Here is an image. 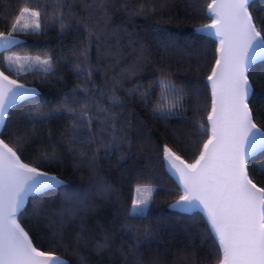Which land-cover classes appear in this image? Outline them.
I'll return each instance as SVG.
<instances>
[{
	"label": "trees",
	"instance_id": "16d2710c",
	"mask_svg": "<svg viewBox=\"0 0 264 264\" xmlns=\"http://www.w3.org/2000/svg\"><path fill=\"white\" fill-rule=\"evenodd\" d=\"M210 3L0 0V32L11 30L23 8L37 10L42 24L38 33H15L21 41L0 54L5 75L38 90L9 108L0 139L23 163L63 181L29 197L21 211L19 223L38 250L67 264H220L222 252L205 213L174 207L183 191L164 160L167 147L194 163L211 136L208 76L218 40L199 31L213 21ZM248 12L264 34V0H251ZM13 55L50 58L51 71L17 76L6 66L5 57ZM247 77L252 118L264 130V60L251 65ZM161 81L183 94L182 106L166 118L155 111L173 99L161 95ZM100 107L108 122L124 129L118 148L97 143L105 122ZM81 111L86 116L77 121ZM87 119L92 143L87 129L73 135V124ZM247 171L264 188V151L248 160ZM145 185L153 187L152 198L144 212L133 213L135 188ZM66 187L80 194V203L65 200ZM106 237L109 246L98 250Z\"/></svg>",
	"mask_w": 264,
	"mask_h": 264
},
{
	"label": "snow or ice",
	"instance_id": "6c2138e0",
	"mask_svg": "<svg viewBox=\"0 0 264 264\" xmlns=\"http://www.w3.org/2000/svg\"><path fill=\"white\" fill-rule=\"evenodd\" d=\"M248 5L249 0H213L208 6L213 23L199 30H213L208 34L218 36L221 44L217 68L208 76L213 87L212 113L208 116L212 122V136L204 144V151L195 163L186 164L169 148L164 149L167 166L182 185L183 195L174 207L183 212L200 209L205 213L222 252L220 264H264V188H257L246 168L250 157L264 151V130L253 122L247 104L251 86L246 75L249 65L264 60V34L257 31ZM26 15L31 19L26 21ZM41 30L40 13L23 8L12 22L11 30L0 32V54L18 43L15 33L35 34ZM5 60L8 71L17 76L41 68L48 73L52 68L51 59L39 55H13ZM76 67L84 71L80 64ZM161 87L165 90L161 93L165 100L173 96L171 102L155 109L160 118H166L182 106L183 94L167 81H161ZM34 94L35 89L10 80L0 71V126L10 107ZM143 96L147 98L148 93ZM99 110L105 114V122L97 143L106 149L118 148L125 142L124 129L108 122L106 109L100 107ZM85 116L81 111L75 119L83 121ZM72 127L74 136L87 129L88 141L93 142L91 119L74 123ZM108 129H111L110 134ZM106 135L109 136L107 140L103 139ZM94 162V159L88 161ZM62 184L56 176L23 163L17 153L0 140V264H67L59 256H51L34 247L19 223L29 196ZM137 191L142 193V198L133 202L132 211L142 212L152 198V188H138ZM64 197L73 204L80 203V194L71 187L65 188ZM136 243L139 244L140 239ZM108 246L106 237L97 247L103 250Z\"/></svg>",
	"mask_w": 264,
	"mask_h": 264
},
{
	"label": "water",
	"instance_id": "95a60500",
	"mask_svg": "<svg viewBox=\"0 0 264 264\" xmlns=\"http://www.w3.org/2000/svg\"><path fill=\"white\" fill-rule=\"evenodd\" d=\"M251 0H249V2H250ZM213 3V0H211V3L210 4H212ZM208 12V11H207ZM208 15L210 16V14L208 13ZM211 17V16H210ZM213 23V21L210 23V24H207V25H211ZM201 28H203V27H201ZM200 28V29H201ZM211 31H213V30H211V29H209V30H207V31H200V32H202V33H204V34H206V35H209L208 33L209 32H211ZM210 36H212V37H214V38H216L217 40H218V49H217V60L218 59H220L221 58V54H220V51H219V49L221 48V44H220V38L218 37V36H215V35H210ZM16 37H17V39H18V43L21 41V38L20 37H18L17 35H16ZM14 46V45H13ZM12 46V47H13ZM11 47V48H12ZM258 61H260V60H257L255 63H257ZM255 63H253V64H255ZM253 64H251V65H253ZM251 65H249L248 66V68L251 66ZM217 68V65H216V63H215V65H214V68L213 69H216ZM217 71H219L218 69H217ZM247 71H248V69H247ZM212 72H213V70H212ZM212 72H211V74H212ZM210 74V75H211ZM209 75V76H210ZM246 75H247V72H246ZM248 78V77H247ZM9 79L10 80H14V79H12V78H10L9 77ZM17 81V80H16ZM208 82H209V84H210V87H211V91H212V107H213V87H212V82L211 81H209L208 80ZM17 83L18 84H23V83H21V82H19V81H17ZM249 84H250V82H249ZM26 88H31V89H35V94L34 95H36L37 93H38V90H37V88L36 87H34V86H29V85H25V84H23ZM251 86V85H250ZM250 91H251V88H250ZM33 95V96H34ZM249 95H250V92H249ZM249 95H248V98H249ZM248 98H247V104H248ZM212 107H211V112H210V114L212 113ZM248 107H249V105H248ZM250 109V108H249ZM6 119V118H5ZM253 119V118H252ZM253 122H254V120H253ZM209 123H210V127H211V136H212V122L211 121H209ZM255 123V122H254ZM4 124V123H3ZM256 124V123H255ZM3 126V125H2ZM2 126H0V131H1V128H2ZM256 126H257V124H256ZM257 128H259V129H261L260 127H258L257 126ZM262 130V129H261ZM210 136V137H211ZM1 140V139H0ZM207 143V142H206ZM203 151H204V148H203ZM173 153V152H172ZM175 156H177L176 154H174ZM251 158V157H250ZM249 158V159H250ZM248 159V160H249ZM164 160H165V155H164ZM181 160H183V159H181ZM184 161V160H183ZM248 162V161H247ZM247 162H246V168H247ZM177 163H179V161H177ZM184 163H186L185 161H184ZM165 164H166V168L168 169V171L171 173V175L178 181V183L181 185V182L176 178V176L173 174V170H170L169 168H168V166H167V161L165 160ZM187 164V163H186ZM31 167V166H30ZM41 171V170H40ZM48 174H50V173H48ZM50 175H53V174H50ZM55 176V175H54ZM249 176V175H248ZM57 177V176H56ZM59 180H61L59 177H57ZM62 181V180H61ZM63 182V181H62ZM253 182V181H252ZM254 183V182H253ZM255 184V183H254ZM256 185V184H255ZM61 186V185H60ZM257 186V185H256ZM57 187H59V186H57ZM56 187V188H57ZM181 187H182V185H181ZM257 188H260L259 186H257ZM29 197H31V196H29ZM29 197H28V199H29ZM28 199H27V201H28ZM27 201H26V203H27ZM178 201V200H177ZM176 201V202H177ZM26 203H25V205H26ZM176 204V203H175ZM174 204V205H175ZM25 207V206H24ZM176 208V207H175ZM176 209H178V208H176ZM196 210H200V209H196ZM22 211V210H21ZM202 211V210H201ZM34 246V245H33ZM40 251V250H39ZM46 253V252H45ZM47 254H49V255H51V256H56V255H54V254H52V253H47Z\"/></svg>",
	"mask_w": 264,
	"mask_h": 264
},
{
	"label": "rangeland",
	"instance_id": "374dc122",
	"mask_svg": "<svg viewBox=\"0 0 264 264\" xmlns=\"http://www.w3.org/2000/svg\"><path fill=\"white\" fill-rule=\"evenodd\" d=\"M30 9H32V8H30ZM32 10L37 11V10H35V9H32ZM30 19H31V17H29L28 15L25 16V20H26V21H28V20H30ZM0 71H1V70H0ZM10 78H11V77H10ZM12 79H13V78H12ZM14 80H15V79H14ZM194 163H195V162H194ZM191 164H192V163H191ZM148 187L152 188V190H153V187H152V186H147V185H145V186H138L137 188H135L133 202L142 198V193H141V192H138L137 189L139 188V189H142V190H143L144 188H148ZM132 205H133V204H132ZM145 210H146V209H145ZM145 210H143L142 212H144ZM131 212H133V211H132V206H131ZM133 213H141V211L137 210L136 212H133Z\"/></svg>",
	"mask_w": 264,
	"mask_h": 264
},
{
	"label": "bare ground",
	"instance_id": "6f19581e",
	"mask_svg": "<svg viewBox=\"0 0 264 264\" xmlns=\"http://www.w3.org/2000/svg\"><path fill=\"white\" fill-rule=\"evenodd\" d=\"M14 151V150H13Z\"/></svg>",
	"mask_w": 264,
	"mask_h": 264
}]
</instances>
